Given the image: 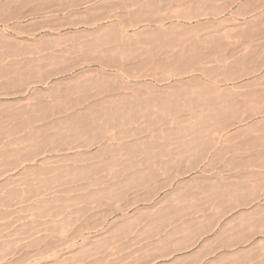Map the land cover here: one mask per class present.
Segmentation results:
<instances>
[{
  "label": "rangeland",
  "instance_id": "1",
  "mask_svg": "<svg viewBox=\"0 0 264 264\" xmlns=\"http://www.w3.org/2000/svg\"><path fill=\"white\" fill-rule=\"evenodd\" d=\"M195 1L0 0V67L15 65L8 80L0 79V149L17 135L57 121L89 131L75 139L76 133L54 137L49 130L28 143L42 145L32 155L0 151V264H137L135 247L143 246L144 190L158 186L160 177L165 181L167 176L143 171L154 166L153 156L207 147L217 135L237 130L241 120L250 116L242 100L264 98L256 89L264 86V38L243 44L239 28L241 5L264 12V0H205L207 6L199 9L189 5ZM133 12L146 13L154 22H137L133 27L118 24L122 14ZM63 25L67 27L58 32ZM16 26L37 33L12 37L9 29ZM105 29L119 31L121 39L102 37ZM95 30L101 31V37ZM144 54H152L151 71L148 66L136 70L134 62ZM100 61L120 64L125 73L121 71L117 81L130 76L135 89L179 87L177 94L167 95L177 101L171 105L180 106L179 110L153 113L157 118L160 112L165 117L179 116L178 123L165 117L153 122L118 120L121 124L115 121L117 126L112 127L147 130L119 139L108 133L101 136L100 119L78 125L65 120L87 95L78 90V79L73 77L79 75L81 80L98 74ZM111 93L106 95H118ZM98 108L85 113H98ZM211 108L219 112L213 118L207 116ZM19 126L23 132L12 130ZM161 128L168 134L153 132ZM40 167L47 171L44 175L37 174Z\"/></svg>",
  "mask_w": 264,
  "mask_h": 264
},
{
  "label": "crops",
  "instance_id": "2",
  "mask_svg": "<svg viewBox=\"0 0 264 264\" xmlns=\"http://www.w3.org/2000/svg\"><path fill=\"white\" fill-rule=\"evenodd\" d=\"M239 15L241 43L264 38V12L242 4ZM9 31L17 38L37 33L19 26ZM256 89L264 93V86ZM241 105L251 111L237 130L204 148L154 155L155 165L143 170L167 176L144 190L137 264H264V98Z\"/></svg>",
  "mask_w": 264,
  "mask_h": 264
},
{
  "label": "bare ground",
  "instance_id": "3",
  "mask_svg": "<svg viewBox=\"0 0 264 264\" xmlns=\"http://www.w3.org/2000/svg\"><path fill=\"white\" fill-rule=\"evenodd\" d=\"M174 1V4H177L178 3V1H184V0H173ZM188 2L189 1H191V0H187ZM210 1H212V0H207V3H209ZM189 4V3H188ZM190 6H195V7H197V9H199L200 7H203L204 8V6L206 7L207 5H206V1L205 0H197V1H195V2H193V3H190L189 4ZM199 7V8H198ZM196 9V8H195ZM144 11V10H143ZM101 13V12H100ZM107 14H108V12H106ZM106 13H104L106 16H107V14ZM183 13V12H182ZM125 14V13H124ZM122 14L123 15V18L121 19H119L118 20V24H121V25H128V26H130V27H133V25H135V24H137V22H147V21H152V19H150V17L149 16H146L145 14L143 15L142 14V16H141V14H138V13H130V14ZM101 15H102V13H101ZM105 15H103V16H105ZM109 15V14H108ZM119 15H121V14H119ZM121 15V16H122ZM185 15H186V13H185ZM191 15V14H190ZM113 16H114V14H113ZM173 16H174V14H173ZM187 16V15H186ZM138 17V18H137ZM190 17V16H189ZM102 18V17H101ZM101 18H99V19H101ZM148 18V19H147ZM157 18V17H156ZM173 18V17H172ZM201 18V17H200ZM103 19V18H102ZM106 19V18H105ZM144 19H146V20H144ZM150 19V20H149ZM158 19V18H157ZM116 22H117V20H115ZM157 21H159V22H161L162 21V19H160V17H159V19L157 20ZM113 22V21H112ZM115 22V23H116ZM133 22H136V23H133ZM152 22H154V21H152ZM125 23V24H124ZM129 23V24H128ZM117 24V25H118ZM161 24V23H160ZM113 25V24H112ZM137 26V25H136ZM123 28V27H122ZM124 28H126L125 26H124ZM123 28V29H124ZM128 28V27H127ZM105 30H109L107 33H106V31ZM105 30H103L104 31V33H103V31H102V37H115V39H121V34L119 33V31H115V30H113V31H110V29H105ZM94 31V30H93ZM167 31V30H166ZM168 31H170V30H168ZM168 31H167V33H168ZM95 32H97V30H95ZM100 33H101V31H99ZM99 32H97V33H99ZM161 32H164V31H161ZM161 32H160V34H161ZM92 33H94V32H92ZM100 33H99V36L98 37H101V35H100ZM165 33V32H164ZM163 33V34H164ZM169 33H171V31L169 32ZM172 34V33H171ZM147 35V34H146ZM153 35V34H152ZM157 36H158V33L156 34ZM165 35V34H164ZM93 36H94V34H93ZM160 36V35H159ZM96 37V36H95ZM168 38V36H166V39ZM95 39V38H94ZM169 39V38H168ZM98 40V39H97ZM126 40V39H125ZM103 41H106V40H104L103 39ZM128 45V44H127ZM194 53V52H193ZM53 58V57H52ZM1 59V58H0ZM50 59V58H49ZM2 61H3V59H1ZM6 60V59H5ZM4 60V61H5ZM100 60V59H99ZM140 60V61H139ZM167 60V59H166ZM170 60V59H169ZM138 62H134V64H136V70H137V68L138 67H140V66H143V67H150V66H152L151 64L153 63V60H152V54H144L143 56H142V58L141 59H138L137 60ZM172 61V59L170 60V62ZM164 62H166L165 60H164ZM170 62H168L169 64H170ZM174 62V61H173ZM172 62V63H173ZM3 63V62H2ZM93 63H95V61L93 62ZM116 62H110V61H105V62H102V61H100L99 63H97V65L100 67V72L97 74V73H95V74H92V76L89 74H87L88 76L86 77V79L84 80V79H81L80 80V77L81 76H79V75H77V76H74L73 77V79L74 78H76L77 77V79H78V81H76V82H78V83H80V84H75V85H77L78 87L77 88H79L78 90H82L83 92H85V94H87L86 95V98H84L83 100H82V98H81V100H82V104L83 105H85V107H83V105H80V107H79V105H78V110H77V108H76V112H74V113H72V114H70V115H68V116H66V118H64L65 120H68V121H70V123H73V122H76L77 123V125H78V123H81V122H86V121H88V120H91V122H95L96 123V121H98V119H100L99 121L101 122L100 124H99V128L97 129L99 132H100V134H101V136L103 135V134H110V136L113 138V137H116V138H131V136H134V135H136V134H139V133H142L143 132V129H137V127H134V128H136V129H132V128H127V129H123V127L122 128H117L116 126H117V121L118 120H124V119H130V118H140V119H142V120H149V121H152L153 122V120H159V119H161L162 118V120H163V118L165 117V115L164 114H162L161 112H164V113H171V112H173V111H176L177 112V110H179V107L180 106H177V105H171V101L173 100V101H175V102H177L176 100H174V99H169V98H167V97H169L171 94H172V96H173V92H175V94H177V91H178V89H179V87H176V86H173V87H169V88H166V89H157V88H152V89H150V91H147V90H143V89H141V86H140V88H138V87H136V89H135V87H134V85H132L131 84V82H130V76L128 77V79H124V78H122V81H120L119 82V80L117 81V79H118V77L119 76H121L122 77V75H121V71L122 72H124L125 73V70H120L121 69V67H119L120 66V64L117 66V64H115ZM154 63H155V61H154ZM167 63V64H168ZM171 63V64H172ZM175 63V62H174ZM189 63H190V61H189ZM166 64V63H165ZM166 64V65H167ZM21 66H23V65H21ZM20 66V67H21ZM154 66V65H153ZM157 66H160V63L158 62L157 63ZM162 66V65H161ZM15 67V65H13V64H8L7 66L6 65H4V66H2V67H0V79H3V80H8V73H9V71H11V70H13V68ZM135 67V66H134ZM156 67V66H155ZM138 69H140L141 70V68H138ZM147 70L149 69V68H146ZM151 69H153V67H150V70H148V71H151ZM160 69V68H159ZM113 70H115V71H119V72H116V73H114V72H107V71H113ZM157 70H158V68H157ZM58 71V70H57ZM102 71V72H101ZM127 71V70H126ZM154 71V70H153ZM147 72V71H146ZM11 73V72H10ZM55 73V72H54ZM128 73V72H127ZM126 73V74H127ZM151 73V72H150ZM12 74V73H11ZM83 74V73H82ZM156 74V73H155ZM81 75V74H80ZM85 75H86V73H85ZM84 75V76H85ZM96 75V76H95ZM79 76V77H78ZM89 76H91V77H89ZM146 76V75H145ZM149 77V76H148ZM155 77V76H154ZM5 78V79H4ZM7 78V79H6ZM134 78V77H133ZM147 78V77H146ZM158 78V77H157ZM18 79V78H17ZM3 80L1 81V82H3ZM16 80V79H15ZM24 80V79H23ZM72 80V79H71ZM74 80H76V79H74ZM79 80H80V82H79ZM160 80V79H159ZM26 81V80H25ZM161 81V80H160ZM16 82V81H15ZM10 83H12V82H10ZM3 84V83H2ZM8 85H10V84H8ZM177 85V84H176ZM2 87H3V85H2ZM7 87V86H6ZM6 87H4V88H6ZM11 87V86H10ZM13 87V86H12ZM144 87V86H143ZM57 88V87H56ZM7 89V88H6ZM140 90H141V93H140ZM143 90V91H142ZM155 90H157V91H155ZM19 91H21V90H19ZM81 91V92H82ZM82 92V93H83ZM111 92H118V95L116 96V97H113V95H111V96H107L106 94H108V93H111ZM145 93V95H142V93ZM171 93V94H170ZM112 94V93H111ZM169 94V96H167ZM106 95V96H105ZM109 95V94H108ZM128 95V96H127ZM157 96V98H156V96ZM115 96V95H114ZM175 99H176V97H175ZM80 102V101H79ZM76 104H78L77 102H76ZM80 104V103H79ZM94 107H99L98 109H100V110H98L97 112L99 113H96L95 111V114H87V113H85V112H87V111H89V110H93V108ZM105 108H107V112L106 113H101V112H103L102 110H104ZM109 108V109H108ZM190 108V107H189ZM112 109V111H113V109H115L113 112L111 111L110 112V110ZM218 109V108H217ZM105 110H104V112H105ZM117 110V111H116ZM185 110V109H184ZM187 110H188V106H187ZM216 110V109H215ZM100 111V112H99ZM156 111H161L160 112V114H161V117L159 116L158 118H157V116L158 115H155V114H153L154 112H156ZM210 111H211V113H210ZM210 111H206L207 112V116L208 117H211V118H213V115H214V113H219V112H212V108H211V110ZM93 112V111H92ZM101 113V114H100ZM173 114V113H172ZM175 114V113H174ZM167 115V114H166ZM197 115V114H196ZM1 116V115H0ZM3 116V115H2ZM173 116V115H172ZM203 116V115H202ZM206 116V117H207ZM5 117V116H4ZM201 117V116H200ZM203 117H205V115L203 116ZM215 117V116H214ZM219 117V115L217 116V117H215V118H218ZM15 118V117H14ZM165 118H173L174 119V121H175V123L177 122L178 123V121L181 119L179 116H173V117H171L170 116V114L169 115H167ZM208 119V118H207ZM2 121V120H1ZM98 121V122H99ZM115 121H116V123H115ZM119 122V121H118ZM121 122V121H120ZM119 122V123H120ZM147 122V121H146ZM150 123L149 122V124L151 125V124H153V123ZM156 122V121H155ZM161 122V121H160ZM168 122V121H167ZM166 122V123H167ZM170 122V121H169ZM172 122H173V120H172ZM1 123V122H0ZM4 123V121H2V124ZM23 123H25V122H23ZM69 122H66L65 123V121L63 122V121H57V122H55L54 124L52 123V125L50 124V123H48V124H50L51 126H44V127H41V128H34L33 130H31V131H29V133H27L26 135H21V136H16V137H14V139H12V140H10V141H8L6 144H4V145H2L1 146V149H0V151L1 152H3V153H11V155L13 156L14 154H18V155H21V153L23 154L24 152H28L27 154L29 155L30 153V155H32L33 153V151H41V147H42V145H41V143L40 142H38L37 143V145H35V147H31V145L30 146H28V143L30 142L31 144H32V140H36V139H39V137H41V136H44V134H47V132H49V130H51L52 131V134H53V136L55 137V136H57L58 134H68V132L69 133H76V134H73L74 135V138L75 139H80L81 137H82V135H84V137H86V133H88L89 131H85V130H83L82 131V129H79V128H76V126H74V124H68ZM115 123V124H114ZM163 123V122H162ZM165 123V122H164ZM165 123V124H166ZM181 123V122H180ZM179 123V124H180ZM101 124H104V125H106V128L107 127H109L110 125V127L108 128V129H105V127L104 126H102ZM110 124V125H109ZM113 124L114 125H116L115 127L116 128H114V127H112L113 126ZM121 124V123H120ZM155 124V123H154ZM157 124V123H156ZM168 124L169 123H167V126H168ZM1 125V124H0ZM108 125V126H107ZM129 125V124H128ZM163 125V124H162ZM170 125H171V123H170ZM22 126V125H21ZM21 126H19V127H16V128H14V129H12L14 132H16V131H22V127ZM164 126V125H163ZM166 126V127H167ZM173 127H174V125H173ZM172 127V128H173ZM111 128V129H110ZM169 129L171 128L170 126L168 127ZM171 128V129H172ZM175 128V127H174ZM178 131H179V134H177V136H181L182 134L180 133V130L178 129V128H176ZM152 130V129H151ZM159 130V129H158ZM158 130H156V131H153V132H155V134H157V135H160V136H164V135H167L168 134V132H167V130L165 129V128H161L159 131ZM178 131H176L177 133H178ZM23 132V131H22ZM54 132V133H53ZM147 132V130H144V134ZM175 131H172V135H174L173 133H174ZM16 133H18V132H16ZM21 133V132H20ZM142 133V134H143ZM5 134V133H4ZM138 136V135H137ZM174 136H176V135H174ZM49 137V136H48ZM167 137V136H166ZM1 138V137H0ZM111 138V139H112ZM2 139V138H1ZM83 139V138H82ZM46 149V148H45ZM125 149V148H124ZM186 149H188V148H186ZM20 153V154H19ZM163 154H166L167 152H162ZM161 153V154H162ZM6 155V154H5ZM10 155V154H9ZM8 155V156H9ZM11 155H10V157H11ZM26 155V154H25ZM27 155V156H28ZM15 156H17V155H15ZM22 156V155H21ZM27 156H25V157H27ZM20 157V156H19ZM23 157H24V155H23ZM24 157V158H25ZM36 157V156H35ZM74 157V156H73ZM113 157V156H112ZM117 157V156H116ZM32 158V157H31ZM60 158V157H59ZM74 158H76V156L74 157ZM26 159V158H25ZM51 159V158H50ZM77 159V158H76ZM86 159V158H85ZM33 160V159H32ZM68 160V159H67ZM114 160V159H113ZM113 160H112V162H113ZM22 161V160H21ZM126 161V160H125ZM23 162V161H22ZM30 162V161H29ZM57 162H60V160L59 161H57ZM62 162V161H61ZM78 162V161H77ZM76 162V163H77ZM111 162V163H112ZM116 162V161H115ZM115 162H113V164L115 163ZM135 162V161H134ZM43 163V162H42ZM41 162H40V164H42ZM45 163H47V162H45ZM44 163V164H45ZM55 163V162H54ZM117 163H119V162H117ZM58 164L59 163H57L56 164V166H58ZM65 164V163H64ZM99 164V163H98ZM154 164V163H153ZM110 165V164H109ZM155 165V164H154ZM39 166V165H38ZM43 167H46L47 166V164H45V166L44 165H42ZM61 166V165H60ZM99 166V165H98ZM117 166V165H116ZM127 166V165H126ZM140 166V165H139ZM31 167V166H30ZM37 167V166H36ZM49 167V166H48ZM70 167V166H69ZM100 167V166H99ZM60 167H58V169H59ZM68 168V167H67ZM122 168H124V166H122ZM61 169V168H60ZM74 169H76V168H74ZM87 169V168H86ZM31 170H33L32 168H31ZM62 170H63V168H62ZM98 170V169H97ZM29 171V170H28ZM27 171V172H28ZM35 171V170H34ZM60 171V170H59ZM64 171V170H63ZM62 171V172H63ZM47 171H45L43 168H38L37 169V174H43L44 175V173H46ZM66 172V171H65ZM69 172V171H68ZM76 172L78 173V170H76ZM84 172H85V170H84ZM81 173H83V171H81ZM87 173V172H86ZM85 173V174H86ZM61 174V173H60ZM51 175V174H50ZM49 175V176H50ZM73 175V174H72ZM87 175V174H86ZM40 177V176H39ZM85 177V176H84ZM60 178V177H59ZM52 180V179H51ZM64 182V181H63ZM3 185V184H2ZM126 186V185H125ZM6 187V186H5ZM37 188V187H36ZM16 193V192H15ZM16 195V194H15ZM17 196V195H16ZM15 196V197H16ZM33 197V196H32ZM43 198V197H42ZM5 202V201H4ZM8 203V202H7ZM37 206V205H36ZM33 208V207H32ZM31 208V209H32Z\"/></svg>",
  "mask_w": 264,
  "mask_h": 264
}]
</instances>
